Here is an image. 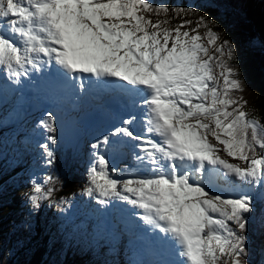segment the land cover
<instances>
[{"label":"snow or ice","instance_id":"1","mask_svg":"<svg viewBox=\"0 0 264 264\" xmlns=\"http://www.w3.org/2000/svg\"><path fill=\"white\" fill-rule=\"evenodd\" d=\"M216 28L198 8L151 0H0V103L42 97L25 137L39 167L56 162L67 109L90 97L106 117L86 144L91 213L69 216L71 198L52 201L59 178L30 174L0 264H30L19 257L53 203L64 242L47 264H76L69 251L80 264H249L250 227L264 230V122L236 95L242 50ZM248 45L264 50V34Z\"/></svg>","mask_w":264,"mask_h":264},{"label":"rangeland","instance_id":"2","mask_svg":"<svg viewBox=\"0 0 264 264\" xmlns=\"http://www.w3.org/2000/svg\"><path fill=\"white\" fill-rule=\"evenodd\" d=\"M222 1H225V0H222ZM151 2L153 4H166L169 6L195 7V8L200 9L202 12H207L208 15H210L211 17H213L217 21V23L220 25V28H216L215 31H217V32L223 31L226 34L224 36V38L233 41L236 44L237 48L242 50V52H243V55L241 56L240 62L245 63V71H242V73H243V78L246 81L247 86L244 88L242 93H238L236 95H242L243 99L247 101V106L245 108L246 111H248V109H250L252 107L254 108V105H255L254 102H257L259 100V97L263 93L262 90H264V87L261 84L262 80L264 79L263 69L261 66V63L263 60L259 54V51H262V50L259 49L258 47L249 48V45H248V42L250 40L249 34H245V33L241 34V31L239 30V28L244 27V26L242 23H240L238 21L236 22L234 16H235V14L237 15V13L234 12L235 13L234 14L233 12L228 10V12H230L234 16L230 15L227 11H225L226 8L223 7L222 5H220V4H222V2L219 0H216V3L214 4V6L210 7V8L204 7L207 0H151ZM217 5L220 6V9L217 8ZM160 18L163 19V17H160ZM187 18H190L193 20V26H194L196 17L192 16V17H187ZM151 19L153 21H155L157 19V17L152 16ZM179 22L180 21L178 19H174L171 21V23H173L174 25L178 24ZM235 24H237V30L239 32V36L234 35L233 28L231 27V26H234ZM201 34H203V29H201ZM203 43L207 46L206 39L203 41ZM0 104H5L4 108L6 109L8 107L9 102H3ZM250 112H252V111H250ZM14 113H16V112H13V114ZM13 114L10 112V117H12V118L17 117L18 120L21 121L23 128L26 125H27L26 127H30V129L32 128L35 116L32 119L33 121L29 122V117L33 116V115H30L27 117V115L24 114L23 116H20L22 114V111L20 112V115L19 114L13 115ZM254 115H255V113H254ZM25 117H27V118H25ZM0 128H3V127H0ZM15 130H17V129H15ZM90 139L91 138H87L84 140L85 145L87 144V142ZM26 148H27V146H26ZM34 148H35V146H34ZM225 158L229 159L230 162L237 163V161H233V160H231V158H228V157H225ZM85 159H86V156L81 155V160H85ZM58 160H59V158L57 157L55 163L59 166V168H62V166L58 163ZM36 165H37V167H39L38 162L36 163ZM5 166H6V164L5 165L0 164V185H3V188H4L2 205L4 203H8L10 205V207L12 208V210H6L3 207L1 212H0V220H2V218H3V212L8 211L14 215L17 214L18 216H16V217H18V222H19L21 217H22L23 211H24V207H23L24 193L29 190V186L27 185L26 188L22 189V190H24V192L19 190L22 187V185L20 184V181H23L21 179V176L17 175V177H15L16 176V168L14 166L11 167V170H12L11 172L4 170ZM117 167L119 168V166H117ZM80 168H81V166H80V164H78L77 170H79ZM45 172H49V174L56 172L55 164L51 167H48L47 169H41L40 168V170H38L37 173L36 172H34V173H36L38 176H42L45 174ZM56 174L60 175V177H58V178L62 183L55 184V187L57 190L53 193V196H52L53 202L58 200L60 197H63V194L66 192L67 186H69V184H71V181L69 179V174H73V169H71V170H69V169H66V170L58 169ZM85 176H86L85 178L80 179L81 183L78 185V188L75 191V196L71 197L73 203L68 206V212H70L72 210L70 208V206L74 205L75 199H76V194L79 192H82V189L86 184L87 171L85 172ZM80 197L82 198L83 202L89 206V208L91 210L93 205L90 202L89 198L84 196L82 193H81ZM46 207H47V204H46ZM47 208H49V207H47ZM51 209H54L56 213L58 212V209L55 207V203H53V206L51 207ZM71 215H72V212L69 214V216H71ZM44 216H45V213H44L43 217ZM39 221L41 222V219H39ZM254 228H255V226L250 227V230L248 233L249 248H251V252H253V251L257 252V250H258V245L254 241V238H255L254 234H253ZM0 229L3 230L5 237H7L9 240H14L17 238V235L13 234V233H12V237H9V235H10L9 233H11V232H9V230H7L2 225H0ZM258 230H259V228H258ZM36 233L39 235V238H36L34 240L35 243L32 246H29L30 239L32 237L27 240V242L29 244L26 245V243H25V250L22 252L19 259L22 261H29L30 264H47V261H51L52 259L57 258L56 253L59 251L62 243L64 242L63 238L61 237V235L57 231L49 232V231H45L42 228H39ZM19 235L21 236V238H23V234H19ZM75 240L77 242L76 238H75ZM86 242H87V240L84 237L83 244ZM38 249H41V250H40V252L37 253ZM67 259L69 261H75L76 264H80V261H81V257H78V256L73 257L71 252H70V254H68ZM259 264H264V263L262 261H260Z\"/></svg>","mask_w":264,"mask_h":264},{"label":"trees","instance_id":"3","mask_svg":"<svg viewBox=\"0 0 264 264\" xmlns=\"http://www.w3.org/2000/svg\"><path fill=\"white\" fill-rule=\"evenodd\" d=\"M219 1L222 2V4L220 5L226 8L225 11L228 12L229 10L233 13L234 12L237 13L238 16L235 13L234 16L233 14L228 12L230 15L235 17L236 22L238 21L243 24L244 27L239 28L241 34L243 33L249 34V39L252 38L253 36H260L264 34V0H225V1L219 0ZM217 8L220 9V6L217 5ZM171 24L174 25L173 23ZM231 27L233 28L234 35L239 36V32L237 30V24ZM259 54L263 60L261 66L264 75V50L259 51ZM240 67H241V71H245V63L240 62ZM262 85L264 87V82ZM254 104H255L254 108L252 107L248 109V111H252L253 115L255 113V115H257V117L260 118L261 122H264V91L262 95L259 97V100L257 102H254ZM25 149H26V144L21 141H18L16 143L7 141L3 153L0 156V162H1L0 164L2 165L6 164L4 170H7L8 172L12 171L11 167H12L13 156H9L8 154L9 152L24 151ZM20 183L21 185H23L21 181ZM79 183H80V178L73 175L71 179V184L67 186L66 192L63 194V197L74 196L75 191L78 188L77 185ZM24 188L25 187H23V189ZM10 209L12 210L11 207ZM46 209L47 207L45 205L43 211L36 218L35 231L31 236L32 238L30 239V244L26 241V245L29 244V246H32L35 243L34 240L36 238H39V235L36 233L39 228H42L45 231H49V232L57 231V225L61 223L63 217L61 218L60 216L59 218V216H57L55 213L47 212ZM44 213L45 216L43 217ZM39 219H41V222L39 221ZM0 225L5 227L6 229L9 228V216L7 211L3 212V218L2 220H0ZM9 234H10L9 237H12V233ZM75 238L77 239V242L83 244V239H84L83 236L77 234ZM40 250L41 249H38L37 253L40 252ZM68 254H70V252ZM260 255H261L260 259L261 257L264 259V254L261 251H260ZM257 262L258 260L256 258V263Z\"/></svg>","mask_w":264,"mask_h":264},{"label":"bare ground","instance_id":"4","mask_svg":"<svg viewBox=\"0 0 264 264\" xmlns=\"http://www.w3.org/2000/svg\"><path fill=\"white\" fill-rule=\"evenodd\" d=\"M6 94V93H5ZM5 94H4V96H5ZM13 97V96H12ZM13 99V98H12ZM94 101H96V100H94V99H92V98H88V102H91L90 104H88V108L87 109H83L84 110V112L85 111H94V109L95 108H98V110H100V107H98V106H96L95 104H94ZM19 106H20V104H19V102H15V107L16 108H19ZM37 107V105L36 106H34V108H36ZM27 115V114H26ZM5 208L6 210H11L10 209V205L8 204V203H4L3 205H2V208ZM0 212H1V210H0ZM8 212V211H7ZM8 216H9V228L14 224V223H17L18 222V217H16V216H18L17 214L16 215H14V214H12L11 212H8ZM257 227L259 228V230H261L260 229V227L257 225ZM9 228H7V230H9Z\"/></svg>","mask_w":264,"mask_h":264},{"label":"water","instance_id":"5","mask_svg":"<svg viewBox=\"0 0 264 264\" xmlns=\"http://www.w3.org/2000/svg\"><path fill=\"white\" fill-rule=\"evenodd\" d=\"M263 82H264V79L262 80V83L261 84H263ZM264 90H262V92H263Z\"/></svg>","mask_w":264,"mask_h":264}]
</instances>
